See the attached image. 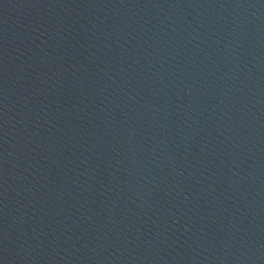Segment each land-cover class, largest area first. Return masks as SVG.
<instances>
[{
	"label": "water",
	"instance_id": "1",
	"mask_svg": "<svg viewBox=\"0 0 264 264\" xmlns=\"http://www.w3.org/2000/svg\"><path fill=\"white\" fill-rule=\"evenodd\" d=\"M213 175L199 264H264V0H217Z\"/></svg>",
	"mask_w": 264,
	"mask_h": 264
}]
</instances>
